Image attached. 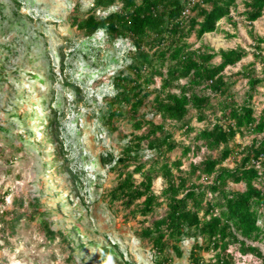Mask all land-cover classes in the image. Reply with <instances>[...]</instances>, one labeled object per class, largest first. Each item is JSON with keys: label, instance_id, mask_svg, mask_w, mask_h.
I'll use <instances>...</instances> for the list:
<instances>
[{"label": "trees", "instance_id": "16d2710c", "mask_svg": "<svg viewBox=\"0 0 264 264\" xmlns=\"http://www.w3.org/2000/svg\"><path fill=\"white\" fill-rule=\"evenodd\" d=\"M77 10L70 16L71 24L84 35L103 32L107 40L131 43L127 62L112 76L115 94L107 101L103 121L113 129L116 120L126 116L133 126L117 157L111 153L101 157L116 174L108 192L110 205H118L129 219L141 217L135 234L150 249L155 264L182 258L185 240H192L190 264H235L234 251L252 254L264 264V254L255 245L264 242V104L256 100L264 86V38L250 30L253 60L235 73L247 79L242 102L232 92L236 79L225 70L249 51L242 45L215 51L190 41L192 36L200 41L218 31L224 18L236 27L234 12L254 23L264 16V0H93L85 14ZM147 103L153 115L160 116L159 122L141 113ZM194 118L207 124L196 128ZM49 127L58 140L61 122L56 113ZM176 130L190 141L177 140ZM246 135L251 137L248 143L237 140ZM144 141L154 151L148 161L141 160ZM177 148L181 153L173 158ZM202 149V159L192 160ZM157 177L165 183L159 194L154 190ZM231 183H243L245 189H233ZM7 194H0V205ZM163 205L165 213L151 218ZM51 215L36 195L14 198L12 207L0 212L6 234L0 250L17 234L23 219H38L44 239L59 240L73 258L72 234L54 228Z\"/></svg>", "mask_w": 264, "mask_h": 264}, {"label": "rangeland", "instance_id": "374dc122", "mask_svg": "<svg viewBox=\"0 0 264 264\" xmlns=\"http://www.w3.org/2000/svg\"><path fill=\"white\" fill-rule=\"evenodd\" d=\"M92 3L0 0V194L8 193L0 212L10 209L14 198L21 194L36 195L43 209L52 213L54 228L70 231L76 247L74 257H69L70 249L59 240L44 239L38 219H23L17 234L9 237L8 246L0 250V264H155L152 252L135 234L141 217L129 219L122 208L109 203L108 192L115 185L116 174L101 157L110 153L117 157L130 140L133 126L126 116L117 119L113 129L103 121L107 101L115 94L112 76L127 62L125 55L131 43L125 39L107 40L103 32L88 37L71 24L75 7L83 15ZM233 14L236 27L224 18L218 31L205 34L200 41L192 36L190 41L196 46L209 45L215 51L238 45L249 51L226 71L232 80L236 79L232 92L242 102L247 79L235 73L253 60L250 30L264 38V16L249 24ZM256 100L264 104V86L259 87ZM54 113L61 122L58 140H54L49 127ZM141 113L147 119L161 120L153 115L150 103ZM206 124L193 119L196 128ZM175 138L190 141L182 130L175 131ZM237 140L248 143L251 137L237 136ZM143 145L141 160L148 161L154 151L146 147V141ZM204 151L191 159L200 161ZM180 153L177 148L172 157ZM185 161L188 165L189 160ZM164 186V180L157 177L155 192L159 194ZM230 186L245 189L243 183ZM165 211L163 205L151 218ZM261 223L264 225V220ZM5 235L0 224L1 242L6 241ZM191 244L192 240L182 242L184 255L174 256L172 264H190ZM255 245L264 254V242ZM234 253L235 264L259 263L252 254Z\"/></svg>", "mask_w": 264, "mask_h": 264}, {"label": "built area", "instance_id": "2783aa9c", "mask_svg": "<svg viewBox=\"0 0 264 264\" xmlns=\"http://www.w3.org/2000/svg\"><path fill=\"white\" fill-rule=\"evenodd\" d=\"M188 11H189V10L186 9V10H185V13H188ZM228 67H231V66H228ZM228 67H227V68H228ZM227 68H226L225 72L227 71Z\"/></svg>", "mask_w": 264, "mask_h": 264}]
</instances>
